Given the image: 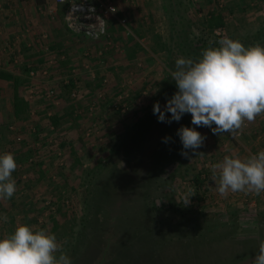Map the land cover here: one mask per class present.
I'll return each mask as SVG.
<instances>
[{
  "label": "rangeland",
  "instance_id": "374dc122",
  "mask_svg": "<svg viewBox=\"0 0 264 264\" xmlns=\"http://www.w3.org/2000/svg\"><path fill=\"white\" fill-rule=\"evenodd\" d=\"M108 1L116 12L104 40L72 34L66 10L44 0L32 9L50 25L19 31L0 53V155L14 154L18 165L16 193L0 200V239L21 225L44 229L72 264H255L264 192L221 195L211 168L264 150V113L235 138L197 127L206 140L193 152L177 135L196 127L191 115L162 123L153 108L174 95L164 83L175 60L198 61L211 36L250 47L264 29V0ZM215 10L224 26L210 35ZM57 58L44 78L38 68ZM166 149L175 150L170 164H158L154 155Z\"/></svg>",
  "mask_w": 264,
  "mask_h": 264
},
{
  "label": "clouds",
  "instance_id": "9594fccd",
  "mask_svg": "<svg viewBox=\"0 0 264 264\" xmlns=\"http://www.w3.org/2000/svg\"><path fill=\"white\" fill-rule=\"evenodd\" d=\"M215 43L219 47L207 48L198 61L183 57L175 60L171 79L178 91L167 100L163 110L159 102L153 108V114L162 123L179 122L185 114L191 115V123L196 127L182 126L177 135L183 149L193 152L206 140L197 127H208L213 134L228 133L235 138L245 121L252 122L264 113V46L246 47L227 36ZM168 140L164 138L165 143ZM181 154L188 155L187 151ZM17 167L14 154L0 155V200L10 199L16 193L12 174ZM211 171L221 195L229 191L257 195L264 192V150L247 160L225 156ZM190 202L191 197L186 196L184 204ZM0 264H72V261L55 234L44 229L34 232L30 226L21 225L13 234L0 239ZM255 264H264V242L259 245Z\"/></svg>",
  "mask_w": 264,
  "mask_h": 264
},
{
  "label": "built area",
  "instance_id": "2783aa9c",
  "mask_svg": "<svg viewBox=\"0 0 264 264\" xmlns=\"http://www.w3.org/2000/svg\"><path fill=\"white\" fill-rule=\"evenodd\" d=\"M58 6L66 5V25L69 31L75 36L84 37L86 39L98 42L109 37V19L115 15V6L108 0H53ZM217 33V32H216ZM215 35V33H213ZM216 37V41L220 37ZM20 37H18L19 39ZM221 39V38H220ZM12 49L10 44L0 46L1 51H8ZM49 61L48 64H43L40 68L44 74V78L50 77V70L55 64ZM61 60V59H60ZM37 68L30 67V75L34 76ZM67 83V82H66ZM48 82H46V85ZM47 97H51L54 94V90L51 87L46 86L44 90ZM73 97H77L74 92Z\"/></svg>",
  "mask_w": 264,
  "mask_h": 264
},
{
  "label": "crops",
  "instance_id": "0c3cea01",
  "mask_svg": "<svg viewBox=\"0 0 264 264\" xmlns=\"http://www.w3.org/2000/svg\"><path fill=\"white\" fill-rule=\"evenodd\" d=\"M43 1L35 0L34 3V0H24L23 3H18V0H0V5L2 4L0 8V46H4L5 44H7V42H11V40L9 39H16L15 35L19 31L25 32L26 30H28V28L32 27L30 25H33V27H36L37 29L42 28L44 24H47L48 26L50 25L51 21L49 19L45 20L40 17V14H45L44 12L39 13L38 10H36L35 13V11L33 12L32 9L33 4H35L36 9V6H40L39 2ZM27 4L31 7L27 8V6H24ZM47 21H49V23ZM22 45L23 47L25 45H29L30 47V44H28L26 41H24ZM15 54H19V49L18 51H15Z\"/></svg>",
  "mask_w": 264,
  "mask_h": 264
},
{
  "label": "trees",
  "instance_id": "16d2710c",
  "mask_svg": "<svg viewBox=\"0 0 264 264\" xmlns=\"http://www.w3.org/2000/svg\"><path fill=\"white\" fill-rule=\"evenodd\" d=\"M61 6L65 10L67 9V6L66 5H61ZM223 20H224V15H223V12L222 11L215 10V11H212L210 13V19H209V23H208L209 24L208 25V30H209L210 35H213V33L215 32L216 29L222 28L224 26V21ZM82 38H84V37H82ZM251 43H252L251 46H254V45H257V44H259L261 46H264V29L262 30L261 33L257 34L253 38V40L251 41ZM209 47L215 48V47H218V45L215 42L214 43H211V44H208V45L204 44L203 45V50H206ZM132 54H133V52H132ZM133 55L130 54L129 57L130 58H133L134 57ZM171 70H172V68H171ZM170 75L171 74H167L168 78H166V80H165L164 89H165V92L166 93H171V94L173 93V94H175L178 91V89H177V86H176L175 81H173L171 79V76ZM167 82L171 83V85L169 83H167ZM166 83H167V85H166ZM15 101H16L15 109L17 110V112L22 111L21 110V106L24 103V101L21 100L19 96H16L15 97ZM168 142L169 143L172 142L171 139ZM153 145H154L153 146V150H155V144H153ZM166 150L167 151H165V153H163V152L160 153V151H158L157 154L154 155V160H156V162H158V164H161V163H163L164 165H169L170 164V158L175 153V150H170V149H166ZM199 181H200V179H199V177H197V182H199Z\"/></svg>",
  "mask_w": 264,
  "mask_h": 264
}]
</instances>
